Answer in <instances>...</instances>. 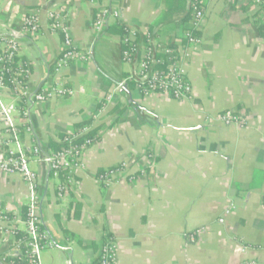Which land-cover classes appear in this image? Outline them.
Returning a JSON list of instances; mask_svg holds the SVG:
<instances>
[{"label":"crops","instance_id":"0c3cea01","mask_svg":"<svg viewBox=\"0 0 264 264\" xmlns=\"http://www.w3.org/2000/svg\"><path fill=\"white\" fill-rule=\"evenodd\" d=\"M175 6L176 0H169ZM99 6L107 24L141 30L154 25L166 42L179 43L184 28L159 22L163 0H0V34H15L19 59L32 66L30 86L39 90L62 50V35L50 28L48 13L65 8L86 57L56 78L75 94L30 106L16 103L11 148L31 157L39 180L43 227L54 245L39 253L41 264H93L107 233L117 243L116 264H264V15L241 0H207L200 46H190L186 68L191 94L176 100L164 94L144 97L128 85L105 97L132 71L122 57L121 37L94 28ZM188 8V0L186 9ZM38 11L40 32L24 30L25 17ZM10 105L11 94L5 95ZM242 110L247 124L226 125L219 113ZM100 125L97 144L82 154L75 184L59 196L62 180L33 152L49 150L60 133L80 122ZM4 133L0 132V138ZM125 164L124 179L104 190L100 170ZM143 170V173H141ZM29 184L22 175L0 170V211L23 216ZM26 215V214H25ZM223 218L224 221L220 222ZM25 232L24 222L18 223ZM200 230L194 242L187 234ZM0 237V256L12 254ZM241 246H248L247 252Z\"/></svg>","mask_w":264,"mask_h":264},{"label":"built area","instance_id":"2783aa9c","mask_svg":"<svg viewBox=\"0 0 264 264\" xmlns=\"http://www.w3.org/2000/svg\"><path fill=\"white\" fill-rule=\"evenodd\" d=\"M206 1L189 0L188 8L191 12L184 28L182 39L179 43H169L161 39L159 35L150 29L141 30L127 23H122L125 34L121 42L126 46L122 50L124 61L132 64L131 73L123 79L114 90L107 94L105 99L110 101L114 93L124 89L129 84L141 92L144 97L154 94H164L176 100L188 98L191 94V84L188 79L186 64L190 57V46H200L202 36L195 31L199 30L206 20ZM251 4L256 10H261L264 15V0H241ZM65 8L51 10L48 13L50 28L53 32L62 35V50L53 66L49 77L45 80L39 90H33L30 86V75L32 71L31 63L27 60L21 61L20 41L15 34H0V132L4 137L0 138V170L8 174H20L29 184V203L25 218H13L5 211H0V237L5 243L12 244V252L21 251L19 261H10L8 264H41L39 253L45 248L53 246L50 234L43 227L39 203V180L37 172L31 168V157L23 150H13L11 148L10 136L15 134V122L13 109L20 100H28L31 105L51 100L56 97L73 96L75 91L56 77L63 68L70 66L82 57H86L80 49V45L74 36L70 25L69 17ZM111 10L105 6H99L95 15L94 28L98 33H102L108 25V18ZM41 19L38 11L32 12L25 17L24 30L26 35L36 36L41 30ZM7 92L11 94V104L7 106L4 102ZM29 108L23 113L29 114ZM218 119L226 125L247 124V117L242 110L227 109L219 113ZM92 125L85 128L87 131ZM72 133V132H70ZM70 144L59 151L43 150L39 145L33 147V152L37 157L46 162L50 168L52 176L60 180L61 173L66 172V180L60 181L59 196L64 197L75 184L74 170L83 167L82 154L99 141L98 138H87L83 144L75 145L72 138H67ZM126 171L125 164H119L112 169L97 176L98 182L104 190H109L113 185L122 182L124 179L134 181L135 176L124 177ZM143 173V170H141ZM24 222L25 233L28 237L25 241L18 237L20 232L18 223ZM224 219L221 218L220 222ZM200 230L187 234L190 242H194L196 234ZM248 246H241L243 253L247 252ZM101 264H116L117 243L114 237L106 235L100 253ZM239 264H258L257 260L249 259Z\"/></svg>","mask_w":264,"mask_h":264},{"label":"trees","instance_id":"16d2710c","mask_svg":"<svg viewBox=\"0 0 264 264\" xmlns=\"http://www.w3.org/2000/svg\"><path fill=\"white\" fill-rule=\"evenodd\" d=\"M166 4V9L162 13L159 22H162L163 20L169 19L174 20L177 24L184 25L190 18L191 12L189 8L186 9V2L187 0H176V5L172 6L169 5V0H163ZM189 1V0H188ZM259 12H262L261 10H258ZM264 26V24H263ZM154 25L151 26L150 30L155 31ZM104 31L117 33L121 39L123 38L125 31L123 28L122 23L116 24L115 26H109L107 25L104 29ZM197 35L199 34V30L195 31ZM183 38V37H182ZM170 43V42H169ZM122 50L126 47L122 42ZM129 86L132 87L131 84ZM128 87V86H127ZM19 107L22 111L30 107V104L28 103V100L22 99L18 102ZM92 125V128H90L87 131H83L88 126ZM100 125H94L93 120L80 122L75 125L74 131L72 133H60L59 134V141L51 140L48 149L50 151H59L62 148L68 147L70 144L67 142V138H72L75 145H81L87 138H100ZM15 132H18V129H15ZM114 166L109 167V169H112ZM106 171V169L100 170L98 172V175L103 174ZM66 172L61 173V181L64 182L66 180ZM27 212L26 207L23 208V216L25 217V214ZM108 236H111L110 233H107ZM22 237L24 241L28 238L26 236L25 232H19L18 237ZM21 257L18 254H9L5 256H0V264H8L10 261H19ZM93 264H101L100 261V255L94 260Z\"/></svg>","mask_w":264,"mask_h":264},{"label":"rangeland","instance_id":"374dc122","mask_svg":"<svg viewBox=\"0 0 264 264\" xmlns=\"http://www.w3.org/2000/svg\"><path fill=\"white\" fill-rule=\"evenodd\" d=\"M4 102H5V99H4ZM8 102L11 104V100H8ZM27 109H28V108H27ZM25 110H26V109H25ZM25 110H24V111H25ZM47 251H48V250H44L43 253L41 252L40 254L42 255V254L45 253L44 258L50 260L51 257H50L49 254H47ZM58 264H59V263H58Z\"/></svg>","mask_w":264,"mask_h":264},{"label":"water","instance_id":"95a60500","mask_svg":"<svg viewBox=\"0 0 264 264\" xmlns=\"http://www.w3.org/2000/svg\"><path fill=\"white\" fill-rule=\"evenodd\" d=\"M12 254H18V255H21V251H14V252H12Z\"/></svg>","mask_w":264,"mask_h":264}]
</instances>
